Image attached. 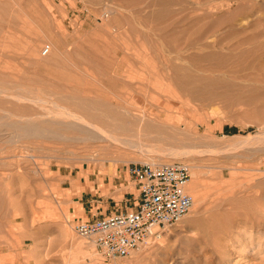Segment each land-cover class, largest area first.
<instances>
[{"label":"rangeland","instance_id":"374dc122","mask_svg":"<svg viewBox=\"0 0 264 264\" xmlns=\"http://www.w3.org/2000/svg\"><path fill=\"white\" fill-rule=\"evenodd\" d=\"M0 19L17 48L0 54V98L28 107L0 103V264H264V0H0ZM55 105L85 119L123 110L134 123L87 139H16L1 126L72 119ZM162 144L186 151L152 159ZM173 160L191 166L187 190L199 187L177 224L111 260L75 233L76 219L133 207L127 167ZM43 195L59 219L34 221Z\"/></svg>","mask_w":264,"mask_h":264},{"label":"built area","instance_id":"2783aa9c","mask_svg":"<svg viewBox=\"0 0 264 264\" xmlns=\"http://www.w3.org/2000/svg\"><path fill=\"white\" fill-rule=\"evenodd\" d=\"M44 44L41 54L50 52ZM137 194L133 207L102 216L76 219L73 230L92 239L104 260L127 257L161 230L177 224L192 208L193 196L187 186L191 166L183 160L140 163L127 167Z\"/></svg>","mask_w":264,"mask_h":264},{"label":"bare ground","instance_id":"6f19581e","mask_svg":"<svg viewBox=\"0 0 264 264\" xmlns=\"http://www.w3.org/2000/svg\"><path fill=\"white\" fill-rule=\"evenodd\" d=\"M9 22V21H8ZM5 23H7V22H5ZM5 23H2L1 22V19H0V54H3L4 52V50H5V52H7V51H12V53L13 54H15L16 52H15V50L17 51V46L15 47L16 49H10V50H8L7 48L8 47H11V45H15V39H14V32H12L11 30H10V25L7 23V25H5ZM22 49H23V51H22V54H28L31 50H32V45H31V43H29V42H26V44H24V45H22ZM50 52H51V49H50ZM50 52L48 53V55L50 54ZM47 56V55H46ZM156 72V71H155ZM155 76H156V74H154ZM154 75H151L150 77H153ZM154 76V77H155ZM157 77V76H156ZM157 78H159V77H157ZM156 78V79H157ZM155 79V78H154ZM160 79V78H159ZM158 79V80H159ZM184 79V81H182V82H185V78H183ZM157 80V81H158ZM6 81V80H5ZM156 81V82H157ZM160 81H162V79L160 80ZM152 82V81H151ZM153 82H154V80H153ZM155 83V82H154ZM152 85H153V83H151ZM155 84H157V83H155ZM153 85V86H156V85ZM166 84V83H165ZM164 84V85H165ZM161 85V84H160ZM163 85V86H164ZM184 85H185V83H184ZM159 86V85H158ZM167 86V85H166ZM157 87V86H156ZM155 87V88H156ZM183 87V86H182ZM158 89H159V87H157ZM163 88H165V87H163ZM160 89H162L161 88V86H160ZM169 89H171V88H169ZM163 90V89H162ZM165 90V89H164ZM168 90V86H167V89H166V91ZM172 90V89H171ZM2 91V88L0 87V93H2L1 92ZM170 92H172V91H170ZM170 92H166V93H168V96H169V93ZM2 94H4V95H7L6 93H2ZM2 94H1V96H2ZM3 95V96H4ZM12 95V98L14 97V98H16V100H23V99H25L26 97H24V96H18V95H16V94H11ZM173 95V94H172ZM10 96V95H9ZM8 97V96H7ZM154 98H155V96H153ZM172 97V96H171ZM4 98V100L3 99H1L0 98V103H5V102H9L8 100H6V98L5 97H3ZM10 98H11V96H10ZM170 98V97H169ZM153 99V98H152ZM155 99H157V97L155 98ZM31 100V102L32 103H36L37 101H38V99H30ZM41 100V99H40ZM48 102V101H47ZM9 104H10V106H12L14 109H16V110H20V111H23V110H27V105H24V106H21V105H19V104H15V103H11V102H9ZM56 106V105H55ZM83 106H86L85 104H82L80 107H83ZM56 107H58V106H56ZM83 108H85V107H83ZM82 108V109H83ZM57 109V108H56ZM52 110H54L52 107H51V109H48V111H50V113L51 114H54V115H61V116H67V117H71L72 119L71 120H69L68 122H63V121H57V120H53V121H51L50 122V124L45 128V127H42V126H39L35 121H32V120H29V119H26L25 121H24V117L26 116H21V117H23V118H20V119H22L23 121H21L20 119H16V120H8V121H5V122H3L2 124H1V126H4L3 128L4 129H12L13 131H14V133H15V138L16 137H25V136H29V135H33V136H43V135H45V136H52V137H60L61 135H60V131L61 130H65V131H71L72 133L74 132L75 133V135H77V136H79V137H81V138H92V137H96V138H99V137H101V136H104L105 137V135H104V133H106L104 130H103V132H102V128H101V126H100V124L101 125H103V126H107L109 129H126V128H128V127H130L131 128V126L133 125V123H134V120L132 119V117H130V116H126V115H124V114H122L121 112H123L124 113V111L123 110H112V111H110V110H108V111H99V112H93V111H84V113L86 114V118L87 119H85V117H83L81 114H76V112H73V111H68V110H65V109H62V110H60L59 109V107H58V112H54V111H52ZM126 110V109H125ZM12 113V112H11ZM13 115V114H12ZM31 115V114H30ZM125 119H127V120H125ZM96 122V123H95ZM112 131H114L115 132V130H112ZM163 132V131H162ZM165 133V132H164ZM62 134V133H61ZM63 135V134H62ZM164 136L166 135V134H163ZM162 135V133H160L159 134V136L160 137H162L163 136ZM63 138V137H62ZM66 138V137H65ZM80 138V139H81ZM168 138V137H167ZM14 139V138H13ZM17 139V138H16ZM159 139V138H158ZM171 139V138H170ZM85 142V141H84ZM163 145V144H162ZM156 147H158L157 145H155ZM167 146V145H166ZM156 147H154V148H156ZM160 148H161V146H159ZM158 147V148H159ZM164 145L162 146V151L160 150V151H158V150H155V152H153L154 153V156H152V159H154V160H157V161H162V160H168L169 158H172V156H170V154H180V153H185V152H183V151H186V150H184L183 148L184 147H179V146H173V145H169L168 146V148H166V149H168V152L170 153V154H168V155H166L167 153H165V154H163L162 152H163V150H165L164 149ZM151 150H153L154 151V149H153V147H152V149ZM161 152V153H160ZM181 155V154H180ZM177 157H178V155H176ZM175 156V157H176ZM180 157V156H179ZM167 162V161H166ZM170 162V161H169ZM193 173V172H192ZM194 174V173H193ZM220 178V177H219ZM191 179V178H190ZM194 179H197V178H194ZM194 181V180H193ZM198 181V180H197ZM197 181H196V183H197ZM221 181V180H220ZM190 183H191V181H189ZM225 182V181H224ZM223 183V182H222ZM228 183V182H227ZM192 184V183H191ZM196 189H195V188ZM192 186V185H190L189 187H188V190L189 191H191L192 193H193V195H195V197L197 198L198 197V199H199V194H198V192H199V187L198 186ZM228 187H226L225 188V190L227 189ZM228 190V189H227ZM226 190V191H227ZM224 192V191H223ZM228 192H226V194H227ZM224 195H225V193H224ZM51 197H52V195H50ZM226 196V195H225ZM228 196V195H227ZM53 198V197H52ZM41 201L40 200H38L39 201V203H40V205L43 203L44 205H45V207H46V212H44L43 213V211H44V209H43V211H41V213H43L42 214V216L41 217H36V215H35V219H34V221L35 220H38L39 221V219H41V218H48L49 220H52V219H54V217H56L57 219H59V217H58V213H60V212H58L57 213V210H58V207L55 205H53V201H52V199H50V197H49V195H43L41 198ZM215 199V198H214ZM38 201H36L37 203H38ZM214 201H216V199L214 200ZM227 201V200H226ZM225 201V202H226ZM224 202V203H225ZM30 205H33V204H31V202L29 203ZM34 204H36V203H34ZM64 204V203H63ZM227 204H228V201H227ZM24 205H25V207L28 205V204H23V205H21L23 208H24ZM38 204H36V206H37ZM39 206V205H38ZM42 206V205H41ZM61 206V205H60ZM63 206V205H62ZM30 207V206H29ZM43 207V206H42ZM42 207H40L41 209H42ZM56 207H57V209H56ZM224 207V206H223ZM31 209H32V207H30ZM33 208H34V206H33ZM38 208V207H37ZM44 208V207H43ZM27 209V208H26ZM40 209V210H41ZM23 210V209H22ZM28 210V209H27ZM30 210V209H29ZM29 210H28V212H29ZM32 211V210H31ZM36 212V210L34 209L31 213L33 214V212ZM25 212H26V210H25ZM39 212V211H38ZM40 213V214H41ZM39 214V213H38ZM39 214V215H40ZM30 216H31V214H29ZM28 215V216H29ZM57 215V216H56ZM60 215V214H59ZM22 217H23V219H24V222H26L27 221V214H25L24 213V210H23V212H22ZM33 218H34V216H33ZM54 221V220H53ZM58 221V220H57ZM50 222V221H49ZM33 223V222H32ZM52 223V222H51ZM56 223H59V222H56ZM21 224H23V222L21 223ZM25 224V223H24ZM15 226H17V225H15ZM19 226V225H18ZM20 227V226H19ZM64 228L66 227V225L65 226H63ZM20 229V228H19ZM21 229H23L22 228V226H21ZM25 229V228H24ZM62 230V229H61ZM64 230V229H63ZM219 230L221 231V232H228V220L227 221H225L221 226H219ZM64 231L66 232V234H64ZM63 232H62V234H64V235H66V237H72V236H68V235H70L69 234V231L67 230V229H65ZM72 233V232H71ZM71 235H73V234H71ZM154 237V236H153ZM64 239V238H63ZM67 239V238H66ZM150 239V238H149ZM148 239V240H149ZM70 240V239H69ZM67 243V242H66ZM72 242H70V244H71ZM33 244H35V243H33ZM64 244V243H63ZM62 244V245H63ZM33 246V245H32ZM37 246V245H36ZM64 247V246H63ZM81 247V245H80V243L78 242V243H76V249H78V248H80ZM32 248V247H31ZM29 250H31V249H29ZM36 252H37V250H36ZM35 253V252H34ZM36 254V253H35Z\"/></svg>","mask_w":264,"mask_h":264},{"label":"crops","instance_id":"0c3cea01","mask_svg":"<svg viewBox=\"0 0 264 264\" xmlns=\"http://www.w3.org/2000/svg\"><path fill=\"white\" fill-rule=\"evenodd\" d=\"M127 171V170H126ZM128 173V172H127ZM129 175V174H128ZM121 179H122V181H121V183H119V186L121 185V184H123L124 182H126L127 181V179H126V175H125V172H124V174L122 175V177H120ZM131 181H132V179H131V176L129 175V177H128ZM126 203H127V200L125 201V205H126ZM98 217V216H97ZM92 218V217H91ZM94 218V217H93Z\"/></svg>","mask_w":264,"mask_h":264}]
</instances>
